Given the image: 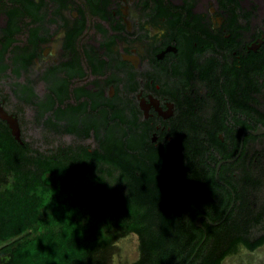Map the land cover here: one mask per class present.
Returning a JSON list of instances; mask_svg holds the SVG:
<instances>
[{
    "label": "trees",
    "instance_id": "trees-1",
    "mask_svg": "<svg viewBox=\"0 0 264 264\" xmlns=\"http://www.w3.org/2000/svg\"><path fill=\"white\" fill-rule=\"evenodd\" d=\"M35 104L45 131L94 134L95 144L40 149L0 117V264H111L130 233L140 256L129 264H221L264 244V145L251 133L242 140L243 127L228 143L194 117L173 126L172 140L154 141L134 104L121 110L109 99L85 126L60 123L54 95ZM232 157L219 167L222 182L218 163Z\"/></svg>",
    "mask_w": 264,
    "mask_h": 264
},
{
    "label": "flooded vegetation",
    "instance_id": "flooded-vegetation-1",
    "mask_svg": "<svg viewBox=\"0 0 264 264\" xmlns=\"http://www.w3.org/2000/svg\"><path fill=\"white\" fill-rule=\"evenodd\" d=\"M4 42L0 76L38 126L35 102L51 95L60 123L79 126L111 99L134 104L154 141L196 117L207 136L231 143L243 127L264 145V0H0Z\"/></svg>",
    "mask_w": 264,
    "mask_h": 264
},
{
    "label": "rangeland",
    "instance_id": "rangeland-1",
    "mask_svg": "<svg viewBox=\"0 0 264 264\" xmlns=\"http://www.w3.org/2000/svg\"><path fill=\"white\" fill-rule=\"evenodd\" d=\"M8 79L0 76V97L6 99V108L17 112L22 130V137L31 142L33 147L40 149L49 148L57 144H74L77 141L70 135H54L45 131L35 124L33 112L29 106L17 103L15 97L9 93ZM94 145L93 141L85 142ZM117 251L112 258L111 264H129L140 256L139 237L136 233H130L117 240ZM221 264H264V244L255 249L241 246L238 251L229 254Z\"/></svg>",
    "mask_w": 264,
    "mask_h": 264
},
{
    "label": "water",
    "instance_id": "water-1",
    "mask_svg": "<svg viewBox=\"0 0 264 264\" xmlns=\"http://www.w3.org/2000/svg\"><path fill=\"white\" fill-rule=\"evenodd\" d=\"M0 117H2L3 119L7 120V122H8V124H9V126L11 127L12 132H13V134L15 135V137H16L19 141L23 142V139H22V130H21V126H20V123H19V120H18L17 115H15V114L9 112V111L3 106V104H1V103H0ZM257 132H264V128H259V129L257 130ZM216 174H217V178H218L220 181H222V180L218 177V172H217ZM222 182H224V181H222ZM228 186L233 190V188H232L230 185H228ZM233 194H234V199H233V201H232L231 206L235 203V191H234V190H233ZM196 221H197V224H198L199 226H202V225H203L202 220H201V215H199V216L197 217V220H196ZM5 244H6V243H5ZM5 244H2V245H5ZM2 245H0V247H1Z\"/></svg>",
    "mask_w": 264,
    "mask_h": 264
}]
</instances>
